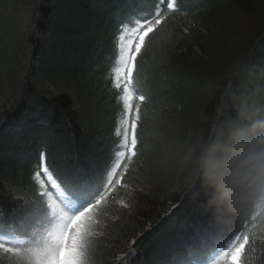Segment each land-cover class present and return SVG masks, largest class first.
<instances>
[{"label": "trees", "instance_id": "16d2710c", "mask_svg": "<svg viewBox=\"0 0 264 264\" xmlns=\"http://www.w3.org/2000/svg\"><path fill=\"white\" fill-rule=\"evenodd\" d=\"M197 2L200 6L194 7L185 0L186 11L170 17L144 58L141 87L151 103L142 109L139 160L130 173L133 206L128 210L113 202L101 218L96 264H109L113 255L127 252L133 239L143 264H152L154 254L164 247L217 239L200 227L208 206L198 185L188 187L182 177L165 171L150 177L146 169L156 161L152 155L161 165L167 143L198 129L214 113L226 88L264 97V0ZM126 11V0H0V120L7 123L30 114L32 104L19 95L30 75L32 99L37 93L43 97L39 111L53 121L48 125L53 130L50 147L58 168L71 170L82 159L95 166L108 155L116 109L107 89L108 46L118 17ZM234 47L240 56H233ZM237 66L245 70L228 83ZM202 68L224 80L218 81L204 109H198L200 118L191 129L176 134L171 110L179 112L184 89L178 86L206 81ZM106 100L112 101L111 108ZM35 143L28 127L18 133L5 130L0 142V200L10 202L12 193L30 197L27 173L34 161L24 154ZM118 199L127 197L121 193ZM257 235L264 239V232ZM249 264L260 261L250 255Z\"/></svg>", "mask_w": 264, "mask_h": 264}, {"label": "snow or ice", "instance_id": "6c2138e0", "mask_svg": "<svg viewBox=\"0 0 264 264\" xmlns=\"http://www.w3.org/2000/svg\"><path fill=\"white\" fill-rule=\"evenodd\" d=\"M191 3L200 6L197 0ZM126 4L127 11L116 21L107 57V89L116 109L106 158L95 166L82 159L71 170L56 166L55 150L50 147L53 130L48 127L53 121L39 111L44 107L43 97L37 93L32 99L30 75L19 89V95L32 104L30 114L7 123L0 120V142L5 130L18 133L24 127L36 137L24 154L34 161L27 173L30 197L17 198L12 193L10 202L0 200V264H96L95 244L103 234L101 218L113 202L128 210L133 206L130 173L136 171L134 164L139 160L142 105L151 103L141 87L144 58L170 17L185 12L186 4L185 0H126ZM244 70L237 66L227 82ZM19 175L23 178V171ZM201 191L198 186V194ZM121 193L127 200L118 199ZM203 217L200 227L216 235L214 243L164 247L154 254L152 264H249L250 255L264 264V239L257 235V231L264 232V226L226 224L208 207ZM139 247L131 240L127 252L113 255L109 264H143V259L137 260Z\"/></svg>", "mask_w": 264, "mask_h": 264}, {"label": "clouds", "instance_id": "9594fccd", "mask_svg": "<svg viewBox=\"0 0 264 264\" xmlns=\"http://www.w3.org/2000/svg\"><path fill=\"white\" fill-rule=\"evenodd\" d=\"M162 156V169L198 185L222 222L264 224V97L226 88L214 113Z\"/></svg>", "mask_w": 264, "mask_h": 264}, {"label": "rangeland", "instance_id": "374dc122", "mask_svg": "<svg viewBox=\"0 0 264 264\" xmlns=\"http://www.w3.org/2000/svg\"><path fill=\"white\" fill-rule=\"evenodd\" d=\"M114 29H115V27H114ZM113 31L114 30L112 29L111 32H113ZM115 31H116V29H115ZM112 34L114 35V33H112ZM112 43H113L112 41H111V43H109V46H108V49L109 50H111V48H112ZM203 88H204V84L202 85V84H199V82H196L195 84L192 83V87H191V85H189V86H187L186 88H184L182 90L181 101L182 102H185L186 101V102H189V103H187L186 106L184 105L185 108L182 109V112L181 113L179 112L180 114H182V116L180 114H178V112L176 110H174V107L172 108L173 110H171V114H173L171 127L172 128H176L174 130V132L176 134L181 135L183 132H185L187 130V128L183 124L185 122V119L187 120L188 117H189V111H190L191 107L192 106H195V104L197 103L196 102L197 101V98L200 97L201 93L203 92ZM187 92H188V94H187ZM193 95L195 96V100L193 99L191 101ZM105 102H106L105 106H110V108L112 107V101L106 100ZM144 106L145 105H142V108ZM178 111H181V107H179V110ZM154 159H156V161L155 162H152L150 165L148 164V167L146 169V171H148L150 177L152 175L155 176L157 174H162V172L164 171L162 169L161 165L158 166L159 161H158V158H157L156 154H154L152 156V160L153 161H154ZM149 166L155 167L156 169L152 171L149 168ZM157 169H158V172H156ZM160 177H162V176L160 175Z\"/></svg>", "mask_w": 264, "mask_h": 264}, {"label": "bare ground", "instance_id": "6f19581e", "mask_svg": "<svg viewBox=\"0 0 264 264\" xmlns=\"http://www.w3.org/2000/svg\"><path fill=\"white\" fill-rule=\"evenodd\" d=\"M237 55H239L240 56V53H239V50H238V48L237 47H234V49L232 50V54H233V56H235L236 54ZM235 54V55H234ZM199 72L201 73V74H204V79L206 80V81H204L203 83H201L202 85L204 84V88H203V92L201 93V95H200V97H198L197 98V105H195V106H192L191 107V109H190V111H189V117H188V119L186 120L185 119V122H184V124L183 125H185V127L187 128V130L184 132V133H187L188 131H189V129H191V127L198 121V119L200 118V115L201 114H199L198 113V109H200V111L201 110H203L204 109V106H205V104L207 103V100L211 97V95L213 94V89H214V87L218 84V81H220V80H224V79H221V78H219V77H216V76H214L215 74V71L214 70H212V69H207V68H202V70L200 71L199 70ZM205 76H207V77H205ZM196 82H194L193 84H195ZM180 87H182V88H186V83H182V84H180V86H178V88H180ZM191 87H192V83H191ZM187 94H188V92H187ZM194 96V95H193ZM183 103V105L181 106V108L182 109H184L185 108V106L187 105V103H189V102H182ZM185 105V106H184ZM182 109H181V111H179L180 113L182 112ZM194 110H196L195 112L197 113V114H193V111ZM178 112V114H180ZM194 112V113H195ZM193 114V115H192ZM181 116H182V114H180ZM151 163H149V165H150ZM149 168L153 171V170H155L156 168L155 167H152V166H149ZM156 172H158V169L156 170Z\"/></svg>", "mask_w": 264, "mask_h": 264}]
</instances>
